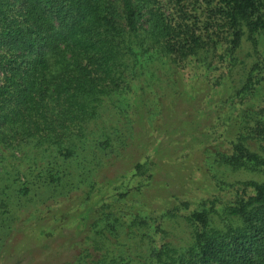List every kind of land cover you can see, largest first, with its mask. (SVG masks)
<instances>
[{"label":"rangeland","instance_id":"1","mask_svg":"<svg viewBox=\"0 0 264 264\" xmlns=\"http://www.w3.org/2000/svg\"><path fill=\"white\" fill-rule=\"evenodd\" d=\"M256 38V45L244 38L233 60L220 37L181 61L158 56L145 67L131 64L127 91L105 100L73 134L68 160L36 139L20 144L23 157L0 142V264H76L87 247L154 264L152 226L143 231L131 215L157 219L165 241L183 246L192 232L185 216L211 200L225 209L236 199L230 185L264 183L261 173L217 160L231 153L241 115L264 93V35ZM256 65L254 91L241 99ZM243 145L259 152L256 140Z\"/></svg>","mask_w":264,"mask_h":264},{"label":"trees","instance_id":"2","mask_svg":"<svg viewBox=\"0 0 264 264\" xmlns=\"http://www.w3.org/2000/svg\"><path fill=\"white\" fill-rule=\"evenodd\" d=\"M260 35L264 0H0V142L23 157L20 144L36 139L68 160L73 134L98 116L105 100L127 91L131 64L145 67L158 56L181 61L220 37L228 39L233 60L244 38L256 45ZM258 68L237 94L241 99L253 93ZM245 112L231 153H218L217 160L264 175V93ZM246 140H256L259 152L244 146ZM230 188L236 199L225 209L211 200L185 216L192 232L183 246L165 241L157 219L131 215L130 223L143 231L152 226V263L264 264V183ZM92 248L85 249L88 255L81 251L76 264H131L110 248Z\"/></svg>","mask_w":264,"mask_h":264}]
</instances>
